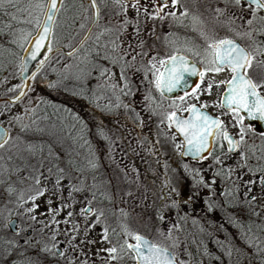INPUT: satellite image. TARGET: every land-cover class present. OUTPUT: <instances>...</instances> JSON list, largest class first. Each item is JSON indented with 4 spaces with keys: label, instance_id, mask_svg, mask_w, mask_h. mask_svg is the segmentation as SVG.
<instances>
[{
    "label": "rangeland",
    "instance_id": "obj_1",
    "mask_svg": "<svg viewBox=\"0 0 264 264\" xmlns=\"http://www.w3.org/2000/svg\"><path fill=\"white\" fill-rule=\"evenodd\" d=\"M98 1L100 18L87 42L69 55L58 54L51 67L55 70L60 66L61 71H65L60 85L69 86V92L79 95L82 94L80 90L92 91L99 108L104 106L102 109L111 114L108 122L120 127L124 136L120 137L118 129L110 124L106 127L110 126L112 135L104 132L101 126L94 131L85 122L87 114L75 105L60 102L61 107H52L35 83L13 105H1L0 122L8 127L9 134L0 152L16 143L17 134L12 123L17 114L35 112L36 121L31 125L51 137L46 153L54 165L60 162L77 164L81 166L83 176L76 172V178L86 181L74 194L63 191L67 195L64 196L45 170L38 172L36 179L40 178L36 184L24 180L30 176L22 169L18 173L23 180L21 184H9L5 182L9 176L3 174L6 165L0 157V255L5 256L11 248L16 252V258L21 250L18 248L25 249L16 240L8 239L10 231L5 220L17 211L22 213L19 215L21 221L41 223L44 231L51 229L58 239H63L67 244L63 254L77 250L82 256L91 255L94 261L105 260L107 255L112 258L124 249L120 234L139 231L160 239L165 233V224L172 222L177 209L181 210L182 216L188 215L192 223L200 212V164L198 160L187 161L181 157L178 135L153 100L157 94L156 86L149 73L151 65H160L161 60L178 48L191 50L192 44L182 34L160 32L153 17L140 3ZM189 2L197 4L198 0ZM44 6V0L26 3L20 0L15 9L10 8L8 18L0 16L3 56H10L13 44H21L22 49L39 23ZM195 8L186 5L184 10H198ZM89 19L87 4L64 0L54 20L52 44L71 45ZM76 22L83 26L74 30L71 25L77 26ZM175 36L178 39H174ZM150 52L153 54L148 59ZM19 55L20 52L18 59L13 60L6 73L0 76V94L9 87L17 88L20 83ZM193 95L202 102V81ZM112 143L117 146L113 154ZM15 153L27 159L32 152L20 146ZM99 164L104 168L96 170L94 165ZM102 172L106 173L103 178ZM65 183L67 181H58L60 186ZM30 187L34 190L30 191ZM37 189L43 190V195H36ZM33 195H36L34 200ZM87 203L92 207L90 212L84 211ZM182 216L177 214L180 221ZM126 224L131 232L125 230ZM237 244L242 246L240 238ZM111 248L116 252H109ZM240 254L243 253H239L238 263L245 260Z\"/></svg>",
    "mask_w": 264,
    "mask_h": 264
},
{
    "label": "flooded vegetation",
    "instance_id": "obj_2",
    "mask_svg": "<svg viewBox=\"0 0 264 264\" xmlns=\"http://www.w3.org/2000/svg\"><path fill=\"white\" fill-rule=\"evenodd\" d=\"M19 1L13 0L12 3H8L6 0L0 7V16L5 15L8 18L10 8L15 9ZM28 1L31 0H23L24 3ZM76 1L87 4L91 18L89 2ZM121 1L140 3L141 7L150 13L149 16L153 17L160 32L182 34L184 38L189 39V44H192L191 50L178 48L168 54L164 60L181 51L199 64L200 71L204 72L202 102L196 96H192L193 89H196L201 82L200 77L191 90L172 97L165 96L156 88L157 94L153 100L159 105L160 113L165 118H168L172 112L185 115L191 104L198 103L201 106L207 105L202 108L222 122L219 135L211 138L208 151L201 157L182 156L180 152L183 159L198 160L200 164L202 200L199 202L200 212L195 218V223H192L188 215L182 216L181 210L177 209V214L182 216V220L180 221L174 212L172 222L165 224L166 227L163 229L165 233L160 239L153 238L150 234H142L146 235L153 244L168 248L176 264L205 262L264 264V121L251 119L241 111L239 113V116L243 117L241 123L239 117L227 107H220V103L228 94V85L221 81L231 80L233 73L227 68L220 72L207 70L210 61L214 59V49L209 48V45L223 39L234 40L250 54L252 66L247 68V78L256 83L257 93L264 97V19H262L264 9H257L255 5L250 6L249 0H241L239 5L235 0H198L197 4L190 3L189 0H178L177 5L174 0H166V3L165 0ZM63 2L64 0L60 2L59 10ZM96 2L98 20L92 29L100 18V4L98 0ZM186 5L192 9L197 7L198 10H184ZM177 6L180 7L179 10L176 9ZM250 19L253 21L251 25L247 23ZM78 24L71 25L72 29H80L82 24ZM173 38L178 39L176 36ZM152 54L150 52L147 58L149 59ZM156 68L161 71L162 66L157 65ZM149 70L152 80H155L156 74L152 70V65ZM187 76L186 73L185 78ZM210 82L211 90L207 91ZM180 97H184V100L181 101ZM173 101L176 103L174 104ZM169 122L174 129L172 122L170 120ZM174 131L176 132L175 129ZM224 132H227L232 141H239L238 146L233 148L229 141L223 138ZM178 138L182 148L183 141L179 136ZM16 216L17 230L15 232L9 230L7 234L8 239L16 240L19 245L25 247L24 251L18 253L27 257L24 264H136L135 253L127 245L137 242L134 237L140 233L139 231L120 234V238L124 241V249L114 256L115 259L107 255L105 260L94 261L91 255L82 256L77 250L63 254L62 250L67 244L63 239H58L51 229L44 231L45 227L41 223L30 224L27 220L21 221L19 215ZM196 220H199V223ZM125 230L131 231L127 224ZM238 238L243 242L242 246H238ZM37 240L38 242H34ZM240 252L243 253L240 255H243L245 260L238 263ZM15 253L10 248L5 256L0 255V264L20 262L19 259H15ZM154 262L157 264L156 259Z\"/></svg>",
    "mask_w": 264,
    "mask_h": 264
},
{
    "label": "snow or ice",
    "instance_id": "obj_3",
    "mask_svg": "<svg viewBox=\"0 0 264 264\" xmlns=\"http://www.w3.org/2000/svg\"><path fill=\"white\" fill-rule=\"evenodd\" d=\"M5 2L6 0H0V7H2ZM7 2L12 3L13 0H7ZM119 2L120 0H116V3ZM174 2H178V0H174ZM235 3L239 5L241 0H235ZM91 4L95 7L96 0H91ZM249 5H255L257 9H264V0H249ZM58 11L57 0H49L48 9L45 13V21L43 24L37 25L40 31L34 39L35 48L32 51V59H35L40 50L44 47H47V50L51 51L50 44L45 45V41H48L52 35L51 29L54 24V17ZM247 23L251 25L253 21L250 19ZM248 35H250V33H248ZM209 48L214 49V59L210 61V67H208L207 70L220 72L227 68L233 73L231 80L221 81V83L228 85V94L225 95L223 102L220 103L219 106L227 107L232 113L239 117L241 123L243 121V117L239 116L241 111H244L251 119L264 121V97L259 96L257 93L256 83L250 78H247V68L252 66L250 54L231 39L219 40L210 44ZM42 63L43 61H41V64ZM160 65L164 68L163 72L157 69L155 64L152 65V70L156 74L155 86L161 90L162 94L182 88L186 84V73L189 75H198L201 81H203L204 72L197 70L195 65L189 67L188 61L183 56H170L168 60H161ZM211 86L210 82L207 91L211 90ZM196 87L198 88L199 85ZM193 92H195V89H193ZM21 95H23V93H21ZM180 100L183 101L184 97H180ZM173 103L175 104L176 102L173 101ZM202 107H207V105ZM190 111L194 114L192 120H179L175 112H172L168 119L174 122L175 126L184 134L188 145V152L200 156L202 152L209 148V137L215 138L219 135L222 122L219 118L214 119L206 112H201L195 105L190 106ZM213 129H215V131H213ZM243 131L242 128L241 132L243 133ZM7 138V130L0 129V147H3L4 143L7 142ZM223 138L228 140L233 148L239 144V141H232L227 132L223 133ZM241 138H243V136ZM38 183L39 180H37V184ZM36 195H43V190L37 189ZM36 195H33L31 198L34 200ZM69 215H71V213H69ZM134 238L138 243L136 245H127V247L133 249L138 254V259H142L145 264H151L152 257H155L157 264H173L174 256L167 248L157 247L140 235H136ZM142 246L149 253L148 256L143 255L141 250ZM108 251L115 253L116 249L111 248ZM113 259H115V257H113Z\"/></svg>",
    "mask_w": 264,
    "mask_h": 264
},
{
    "label": "trees",
    "instance_id": "obj_4",
    "mask_svg": "<svg viewBox=\"0 0 264 264\" xmlns=\"http://www.w3.org/2000/svg\"><path fill=\"white\" fill-rule=\"evenodd\" d=\"M87 40L88 38L84 41V43L87 42ZM10 49L12 51V56L11 54H9L10 56L8 57L3 56V53L0 51V76L6 73V68L10 66L13 60L18 59L21 44H13L12 46H10ZM60 53L63 52L61 50H58L49 56L46 62L34 75L31 84L35 83L39 87L40 93L44 98L47 99L46 102L51 103L52 107L58 108V106L61 107V105L63 104L75 105L78 110L80 109V111H83L85 114H87V118L86 120H84L85 122L87 121V123L90 124V127L92 129L94 128V131L99 126H101L104 129V132L108 131V133L112 135L110 133V126H112L117 128L119 131V136L123 137L124 134L122 133L121 128L117 127L116 124L114 125L111 122H108L109 115L111 114H107L106 110L102 109V107L104 106L99 108L92 91L84 92L83 90L79 89V92H81L82 94L78 95L76 93L77 95H75L73 92H69V86H65L64 88L60 85V83H62L63 77L65 76V71H61L60 66H58L55 70L51 67L53 59ZM65 83L68 84L67 80L65 81ZM16 89L17 88L15 86L9 87V89L5 90L2 94H11ZM60 102H62L63 104H60ZM13 104L14 103L8 101L0 102V106H11ZM36 116L37 114L35 112H20L13 120L12 128H14L17 134L16 143H14L13 146H10L7 149H3L0 152V157L4 160V164L6 165L3 174L6 177L9 176V180H6L5 182L14 185L21 184L20 182L23 180L18 173L19 171H22V169H25L24 171H26V174H29L30 177H26L25 179H23L26 181L31 180L32 182L37 184V180L40 178L39 177L38 179H36L38 177V172H43V170H45L46 174H48V177L51 176V179L55 181V184L57 185V188L61 194H64L63 191L74 194L75 191H78L82 184H84V181H86L83 179L84 181L81 182V180L79 181V179L76 178V172L83 176V170H80L81 166H77V164L67 162H60L54 165L53 159L46 153L50 146V143L52 142L51 137L47 133H44L31 125L33 121H36ZM107 124H110V126L106 127ZM20 146L31 150L32 153L30 154V157H27V159L20 158L18 156L19 154L15 153L16 148ZM116 147L117 146L113 143L111 144L112 154L115 151ZM46 163L48 164L47 167L45 166ZM137 163L139 162L137 161ZM94 167L96 168V170H101V168H104V165L99 164L94 165ZM95 168L91 170L94 171ZM100 175L103 178L106 173L102 172L100 173ZM32 177H35V179ZM59 180H61L62 182L67 181V183L60 186L58 184ZM33 190L34 189L31 188L30 191ZM64 196L67 195L64 194ZM17 215H22V213H20V211H17ZM18 249H21L19 250L20 252L25 250L24 248ZM15 259L20 260V262L16 264H24V261L27 259V257L23 254H18Z\"/></svg>",
    "mask_w": 264,
    "mask_h": 264
},
{
    "label": "water",
    "instance_id": "obj_5",
    "mask_svg": "<svg viewBox=\"0 0 264 264\" xmlns=\"http://www.w3.org/2000/svg\"><path fill=\"white\" fill-rule=\"evenodd\" d=\"M87 1L89 2L90 8H91V18H90V21L87 24L86 28L79 35V37L71 45L64 46L61 44H56V45L52 44V35H51L50 39L48 41H45V45L50 44L51 51H48L47 47H44L40 50V52L36 56V58L32 59V51L35 48L34 39L37 37L38 32L40 31L36 26L34 31L28 36L26 42L24 43V45L20 51V55H19L20 69L18 72V76L20 78V83H19L17 89L13 93H11V94H0V102L1 101H8L11 103H15L18 100H20L25 95L28 88L30 87L34 75L42 67V65L46 62V60L49 58L50 55H52L53 53H55L58 50H61L64 54L69 55V54L75 52L77 49H79V47L84 43V41L89 36L93 25L98 20L97 2H96L95 7H93L91 4V0H87ZM60 2H61V0H57V8L59 7ZM48 3H49V0H46L45 7H44L43 13L41 15V18H40L38 24H43L45 21V13L48 9ZM55 17H56V15H55ZM55 17H54V20H55ZM52 31H53V26H52L51 32ZM173 55L185 57V59L188 61L189 67H191L192 65H195L196 69L200 71V65L197 64L196 62H194L192 60V58L189 55H187L186 53L178 51V52L174 53ZM173 55H171V56H173ZM41 61H43L42 64H41ZM163 71H164V68L162 67L161 72H163ZM187 75H188L187 78H185L186 84L182 88L176 89L172 92H164L163 94L167 97H172V96H175L176 94L181 93L183 91L191 90L197 84V82L199 80V76L198 75H189V74H187ZM21 93H23V95H21ZM191 105H195L201 112H206L209 116L213 117L214 119L217 118L214 115H212L210 112H208V110L202 108V106L200 104L193 103ZM190 106H189L185 115L179 114L176 112V117L182 121L192 120L194 114L190 111ZM172 125H173L174 129L176 130L178 136L183 141L182 148H181V155L182 156H189L191 158H198V157H201L203 154H205L208 151V150H206V151L202 152L200 154V156H196L192 152H188V145H187V141L185 140L184 134L181 133L180 130L175 126L174 122H172ZM0 129L7 130L8 134H9L8 127L2 122H0ZM213 131H214V129H213ZM211 138L212 137H209L208 144H210ZM185 153H187V154H185ZM263 181H264V178H263ZM91 209H92V207L89 203H87L84 206L85 212H90ZM17 221H18V218L16 215H11L6 219V225L10 231L15 232L17 230ZM137 235L144 237L146 240L150 241L151 244H153L152 241L146 235H144L142 233H138ZM137 243L138 242H135V243H132L131 245H136ZM156 246L161 247V248H166V247L161 246V245H156ZM141 250H142L144 256L149 255V253L147 252L146 249L143 248V246H142ZM168 251H169V249H168ZM134 253L136 256V264H145V262L142 259H138V254L135 251H134ZM154 259H155V257L151 258V264H155ZM173 264H176V263L173 262Z\"/></svg>",
    "mask_w": 264,
    "mask_h": 264
}]
</instances>
